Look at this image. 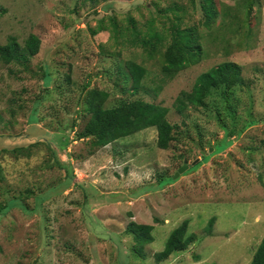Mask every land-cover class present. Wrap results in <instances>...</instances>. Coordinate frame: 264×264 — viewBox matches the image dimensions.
<instances>
[{
    "label": "rangeland",
    "instance_id": "rangeland-1",
    "mask_svg": "<svg viewBox=\"0 0 264 264\" xmlns=\"http://www.w3.org/2000/svg\"><path fill=\"white\" fill-rule=\"evenodd\" d=\"M212 1L207 27V0H0V45L41 39L28 63L0 61V149L23 148L0 153V207L21 200L0 214V264H251L264 236V0ZM153 21L164 34L154 56L143 42ZM172 24L196 26L203 59L169 77ZM128 61L147 68L138 91ZM225 61L246 83L179 112V94ZM93 89L109 93L106 107L137 98L168 107L177 140L161 149L150 127L93 147L79 137ZM185 219L197 239L158 261ZM131 221L155 226L142 257Z\"/></svg>",
    "mask_w": 264,
    "mask_h": 264
},
{
    "label": "trees",
    "instance_id": "trees-1",
    "mask_svg": "<svg viewBox=\"0 0 264 264\" xmlns=\"http://www.w3.org/2000/svg\"><path fill=\"white\" fill-rule=\"evenodd\" d=\"M203 8L206 13L204 23L207 27H211L217 15L214 2L207 0ZM169 32L172 40L163 51L162 72L166 76L172 77L183 69L201 62L203 48L196 26L176 29L172 24ZM148 36L144 37L143 42L154 56L160 50V43L164 40V34L156 29L154 21L148 29ZM40 46L41 39L36 34H30L24 46L19 43L15 36H10L7 44L0 45V61L5 64H26L31 57L39 53ZM125 66L127 80H131L132 89L138 91L147 74V68L135 61H128ZM245 83L242 67L234 61H225L200 74L192 91H182L179 94L175 106L179 112H184L192 106H206V98L212 88L225 86L228 90H231L236 85ZM108 97V92L93 89L90 91V97L87 100L86 111L90 113V117L85 128L79 133V137L89 138L93 147H105L114 141L150 127H156L158 131L157 145L161 149H168L171 143L177 140L175 130L178 125L172 124L168 120V107L141 98L121 101L117 106L106 107L105 102ZM49 146L55 154L54 147ZM22 150V147L15 149L3 148L0 149V153L12 152L18 155ZM55 160L60 164L58 158ZM202 161L203 159L198 162L197 166L201 165ZM66 180L68 183L61 185V189L60 187H52L51 192L42 196V199L45 200L53 193L63 190L64 186L66 188L70 183L69 177ZM20 202L21 200H13L6 207H0V214L4 213V209L20 204ZM214 222L215 217L210 218L208 222L209 232ZM154 228L155 226L152 224L137 223L136 221H131L128 224L126 233L132 235L134 239L132 245L134 254L139 257L144 256L143 249L145 246L155 240L152 233ZM188 228L189 221L185 219L170 233L164 249L156 254L158 261L168 258L173 252L187 249L197 239L196 234H188ZM251 264H264V236L255 251Z\"/></svg>",
    "mask_w": 264,
    "mask_h": 264
},
{
    "label": "water",
    "instance_id": "water-1",
    "mask_svg": "<svg viewBox=\"0 0 264 264\" xmlns=\"http://www.w3.org/2000/svg\"><path fill=\"white\" fill-rule=\"evenodd\" d=\"M187 161H185V164L177 171L174 178H177L181 173H183L187 169Z\"/></svg>",
    "mask_w": 264,
    "mask_h": 264
}]
</instances>
